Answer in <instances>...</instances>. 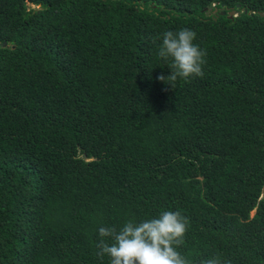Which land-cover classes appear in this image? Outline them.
<instances>
[{
	"label": "trees",
	"instance_id": "16d2710c",
	"mask_svg": "<svg viewBox=\"0 0 264 264\" xmlns=\"http://www.w3.org/2000/svg\"><path fill=\"white\" fill-rule=\"evenodd\" d=\"M258 12L264 0H0V264H109L100 227L163 211L188 218L190 264H264ZM182 28L206 64L172 89L158 50Z\"/></svg>",
	"mask_w": 264,
	"mask_h": 264
},
{
	"label": "clouds",
	"instance_id": "9594fccd",
	"mask_svg": "<svg viewBox=\"0 0 264 264\" xmlns=\"http://www.w3.org/2000/svg\"><path fill=\"white\" fill-rule=\"evenodd\" d=\"M195 39L196 33L188 28L162 34L158 56L168 62L169 75H159L157 80L174 89L178 79L188 82L204 76L207 53L194 43ZM188 226V218L179 211H163L158 218L138 224L129 220L119 230L100 227L96 255L100 259L107 256L109 264H190L177 251ZM201 264H221V261L210 258Z\"/></svg>",
	"mask_w": 264,
	"mask_h": 264
},
{
	"label": "water",
	"instance_id": "95a60500",
	"mask_svg": "<svg viewBox=\"0 0 264 264\" xmlns=\"http://www.w3.org/2000/svg\"><path fill=\"white\" fill-rule=\"evenodd\" d=\"M236 7H240V4H237ZM205 9H211L214 18L218 17L219 15H224L227 12L228 17H234L238 15V11L234 8H227L223 3L221 5L215 6L214 3H209ZM243 12H247L246 9L243 10ZM250 14H253V12H249ZM259 15H263V12H258ZM5 45V42L3 43Z\"/></svg>",
	"mask_w": 264,
	"mask_h": 264
},
{
	"label": "rangeland",
	"instance_id": "374dc122",
	"mask_svg": "<svg viewBox=\"0 0 264 264\" xmlns=\"http://www.w3.org/2000/svg\"><path fill=\"white\" fill-rule=\"evenodd\" d=\"M252 214H253V212H252Z\"/></svg>",
	"mask_w": 264,
	"mask_h": 264
}]
</instances>
